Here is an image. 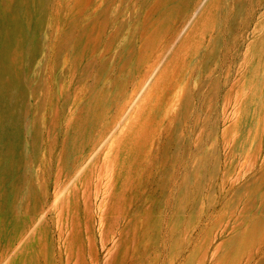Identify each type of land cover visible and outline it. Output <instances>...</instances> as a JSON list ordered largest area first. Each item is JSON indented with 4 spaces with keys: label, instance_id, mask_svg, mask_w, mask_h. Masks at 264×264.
<instances>
[{
    "label": "rangeland",
    "instance_id": "rangeland-1",
    "mask_svg": "<svg viewBox=\"0 0 264 264\" xmlns=\"http://www.w3.org/2000/svg\"><path fill=\"white\" fill-rule=\"evenodd\" d=\"M0 264H264V0H0Z\"/></svg>",
    "mask_w": 264,
    "mask_h": 264
}]
</instances>
